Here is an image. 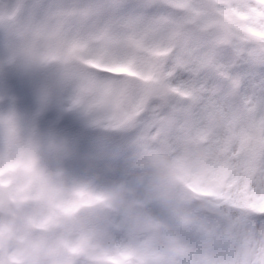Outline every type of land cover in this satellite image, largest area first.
I'll use <instances>...</instances> for the list:
<instances>
[{"label":"snow or ice","instance_id":"snow-or-ice-1","mask_svg":"<svg viewBox=\"0 0 264 264\" xmlns=\"http://www.w3.org/2000/svg\"><path fill=\"white\" fill-rule=\"evenodd\" d=\"M36 11L46 22L35 38L49 49L27 54L79 66L83 92L95 97L87 111L123 133L113 156L131 151L158 170L177 197V225L201 234L193 249L146 219L164 247L117 244L104 256L113 264H167L177 255L191 264H264V0H45ZM19 154L33 170L31 151ZM74 195L66 214L112 198L90 182ZM201 209L219 221L202 219Z\"/></svg>","mask_w":264,"mask_h":264},{"label":"clouds","instance_id":"clouds-1","mask_svg":"<svg viewBox=\"0 0 264 264\" xmlns=\"http://www.w3.org/2000/svg\"><path fill=\"white\" fill-rule=\"evenodd\" d=\"M44 2L0 0V77H23L33 99L32 107L21 111L15 95L0 91V264H113L104 252L117 244L151 241L154 248L164 247L162 238L145 229L146 219L166 224L193 249L199 247L201 234L177 225V197L162 174L138 165L134 152L113 156L123 133L109 130L96 108L87 111L95 97L83 92L79 66L27 54L30 48L42 54L49 49L34 35L46 22L36 11ZM49 116L56 119L48 122ZM65 125L72 131L65 132ZM21 149L31 151L33 170ZM89 182L112 198L66 214L75 189ZM197 215L219 221L204 209ZM191 259L177 255L167 264H191Z\"/></svg>","mask_w":264,"mask_h":264},{"label":"rangeland","instance_id":"rangeland-1","mask_svg":"<svg viewBox=\"0 0 264 264\" xmlns=\"http://www.w3.org/2000/svg\"><path fill=\"white\" fill-rule=\"evenodd\" d=\"M0 91H8L15 95L18 102L17 106L21 111H27L32 107L33 99L30 85L23 77L14 74L0 77ZM55 119V116H49L47 121L51 122ZM63 130L65 132L72 131L70 125H65Z\"/></svg>","mask_w":264,"mask_h":264}]
</instances>
